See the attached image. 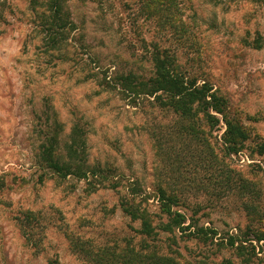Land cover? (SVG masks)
Segmentation results:
<instances>
[{
  "label": "rangeland",
  "instance_id": "rangeland-1",
  "mask_svg": "<svg viewBox=\"0 0 264 264\" xmlns=\"http://www.w3.org/2000/svg\"><path fill=\"white\" fill-rule=\"evenodd\" d=\"M2 1L0 264H97L71 241L94 252L105 247L107 257L139 249V222L120 207L132 187L154 223L161 187L179 197L174 209L216 231L205 239L177 237L171 249L181 263L264 264V240L255 236L264 234V150L257 146L264 144V0H181L183 30L176 19L170 20L176 28L162 30L157 20L140 17L133 0H66L74 29L61 50L46 48L29 0ZM257 36L260 47L252 44ZM153 44L168 49L186 75L207 81L256 139L226 155L224 123L210 132L203 128L218 157L214 164L195 143L189 146L174 117L151 97L126 96L114 87L119 75L134 73L139 81L153 75ZM45 111L62 124L60 150L74 118L87 124V161L112 167L116 188L58 179L39 166ZM220 174L232 177L237 188H215ZM237 181L250 190H240ZM230 236L255 254L239 256L227 244ZM167 237L160 233L150 244L164 250ZM106 256L107 264H122Z\"/></svg>",
  "mask_w": 264,
  "mask_h": 264
},
{
  "label": "trees",
  "instance_id": "trees-1",
  "mask_svg": "<svg viewBox=\"0 0 264 264\" xmlns=\"http://www.w3.org/2000/svg\"><path fill=\"white\" fill-rule=\"evenodd\" d=\"M181 0H133L136 5L137 13L144 19L157 20L159 27L164 29H174L170 20L176 19L177 26L185 27L184 21L179 16V4ZM31 10L35 13L40 22V29L46 35V48L48 50H61L67 35L74 29L73 22L70 19V13L66 8V0H29ZM3 18V1L0 0V22ZM263 39L259 36L252 41L253 46L260 47ZM151 61L153 63V75L147 81L141 79L134 73L119 75L118 87L120 92L126 96L142 95L151 97L152 104L161 111L172 115V124L177 133L190 140L189 146L195 143L197 153L209 155L214 164L217 162V154L212 151L208 139H205L203 128L209 131L224 123V131L221 135V145L225 154H236L246 142H253L256 138L252 137L249 129L235 115L229 113L227 100L218 95L212 86L205 80L199 83L197 75H186L181 71L176 63L173 54L165 47L153 44L151 52ZM44 118L41 129V142L38 145L36 159L39 166L46 172L52 174L58 179H66L68 176L83 179L89 184H103L112 188L118 185V179H115L112 167L102 166L101 164L90 165L87 161V133L86 123L80 117L73 119L68 135V139L63 141L60 150L59 136L62 132V124L57 119L55 113L45 111L42 114ZM210 132V131H209ZM257 146L263 152L264 144L259 142ZM206 157H204L206 159ZM222 170V169H221ZM109 176H111L109 178ZM232 177L228 174H222L215 177V188H227L228 192L234 191L236 185H233ZM239 183V181H237ZM238 188L246 192L250 190L247 182L238 184ZM132 195L129 199H123L120 207L126 216L132 221L139 222V228L136 232L140 234L142 240L139 243V249L126 248L124 253L118 255L115 252L108 253L107 257L105 247L94 252L91 249H83V245L72 242V248L83 252L84 256L90 258L93 263L107 264L104 256L111 262L122 264H183L179 260L180 255L177 249H171V246H177V237L186 238H207L210 233L216 235V231L204 227H198L195 219L187 218L185 213L174 209L179 207L180 199L175 194L167 193L163 188H158V209L159 219L154 223L152 216L142 205L143 198L137 193V189L132 187ZM27 213V211H25ZM30 217V213H27ZM26 220H28V217ZM187 219L190 222L185 225ZM20 230L23 228L22 219L19 221ZM251 231V230H249ZM166 234L169 243L162 249L155 244H150L159 234ZM179 233L180 235H178ZM256 239L264 240L263 233H257ZM24 237V236H23ZM25 238V237H24ZM237 236H230L227 244L233 248L239 256L255 254L254 249L248 250L238 241ZM156 241V240H155ZM105 250V251H104ZM246 261V259L244 258ZM49 264H58L57 260H49Z\"/></svg>",
  "mask_w": 264,
  "mask_h": 264
}]
</instances>
